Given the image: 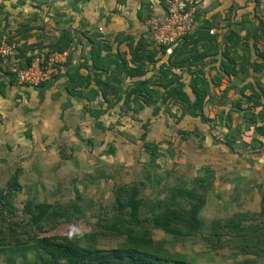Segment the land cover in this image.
<instances>
[{"label":"rangeland","instance_id":"obj_1","mask_svg":"<svg viewBox=\"0 0 264 264\" xmlns=\"http://www.w3.org/2000/svg\"><path fill=\"white\" fill-rule=\"evenodd\" d=\"M186 70L177 69L182 74L183 88L193 97L191 73ZM251 80L259 81L258 77ZM113 108L114 114L109 115ZM141 112L133 114L114 104L100 116L91 117L94 122L110 116L103 128L107 132L100 128L95 138L77 141V149L76 144L63 145L60 139L55 149L43 153L0 151V264H33V250L17 247L22 241L28 242L32 233L68 234L82 245L102 249L136 242L162 247L171 255L197 264H264V242L258 238L262 236L250 233L248 227L260 222L256 216L260 210L241 211L243 203L237 207L229 198L231 191L224 190V184L216 178L210 190L204 192L203 200L192 192L194 187L197 191L207 189L200 187L202 182L193 180L198 175V165L206 164L216 174L221 172L218 166L222 164L246 163L247 158L255 156L249 150L230 152L229 146L212 141L223 138L226 117L208 122L172 98L158 100L150 111ZM204 112L213 116L208 105ZM235 120L234 116L231 123L236 124ZM244 138L246 143L241 145L246 149L249 138ZM102 139L105 142L98 145ZM143 140L157 143L154 156L142 148ZM111 144L116 147L112 156L104 153ZM41 145L42 142L38 146ZM15 173L19 189L12 191L6 183ZM131 198L137 205L134 216L130 213ZM27 202L32 207L50 204L44 218L34 225L23 210ZM72 204L78 208L62 218L61 210H69ZM196 205L197 227L172 217L167 226L162 224L173 213L192 212ZM239 221L242 227L237 226ZM36 264L42 263L38 260ZM118 264L124 262L118 259Z\"/></svg>","mask_w":264,"mask_h":264},{"label":"crops","instance_id":"obj_2","mask_svg":"<svg viewBox=\"0 0 264 264\" xmlns=\"http://www.w3.org/2000/svg\"><path fill=\"white\" fill-rule=\"evenodd\" d=\"M187 1L195 8L196 24L193 30L207 21L213 32L209 33L210 36H203L198 43L199 51H205L204 61H197V64L186 68V72L191 73L198 68L205 72L209 85L213 88L215 101L220 96L219 90L228 88L220 101L221 104L224 103L221 109L229 107L230 101L236 100L239 96L238 90L247 82H252V63H249L246 69L249 76L245 75L243 79L229 78L220 66L221 58H225L222 52L226 44H230L227 39L232 35L230 33L232 30L237 33L235 37L240 38L246 37L250 32L248 38L252 43L253 33L255 31L261 33L259 31L264 24V13L254 10L257 0ZM143 8L149 10V14H154L163 8V3L162 0H0V39L5 37L6 41L15 48V54L7 58V63L23 66L26 61L32 59L42 60L53 51L51 49L61 44L68 53V59L60 67L58 74L52 80L36 86L16 83L0 65L1 152L43 153L45 150L55 149L60 139L63 145L76 144L75 149H77L80 147L77 141L83 142V138L92 139L100 135L102 129L94 125L93 118L91 119L92 116L84 105L92 107L102 102L101 98L96 96L87 100L83 95L79 97L71 93L67 86V74L79 63L84 62L80 72L90 73L92 77L89 87L98 89L100 85L93 79L96 69L90 58L93 44L100 42L103 47L101 54L107 58L112 57L117 46L118 51L128 59V42L131 40L135 42L141 36H148L145 25L147 16L144 15L146 12H143ZM259 40L264 41V34L259 36ZM105 45L109 46V49L104 48ZM229 49L232 54V49ZM237 51L242 52L240 45ZM157 57L160 59L155 65L148 64L147 75L156 72L158 65L165 58L160 54ZM110 70L108 69L107 72L109 73ZM253 74L254 78L258 77L259 81L264 83L262 76L264 67L260 71H254ZM104 77L105 74L102 73L101 78ZM129 80L131 77L125 78L124 86ZM216 80H220L219 85H214L213 82ZM184 89L187 91L186 88ZM109 98L111 99L112 96L110 95ZM120 103L121 100L117 106ZM221 104L215 103L212 105L214 107H210L211 115L213 111H218ZM152 107L153 105L145 107L141 113L150 111ZM111 111L109 115L114 114L115 108ZM235 115L236 113L233 112V117ZM88 118L92 120L91 123ZM108 118L110 116H107V120L100 119L104 128V123L106 121L109 123ZM106 132L105 129L104 133ZM208 134L214 136L210 132ZM244 137L245 133L242 132L240 134L242 141ZM260 139L262 143L259 147L256 146L253 151H249L255 156L247 158L246 163H234L233 166L230 163L222 164L218 166L221 172L216 174H213L206 164L198 165V182L205 180L208 192L209 187L214 184L213 179L216 178L224 184V190L231 191L229 198L237 203V207L240 206V202L243 203L240 207L241 211L261 209V193L264 190V138L260 137ZM102 141L105 142L102 139L98 145H102ZM200 141L205 142L204 138H200ZM212 141L227 146L225 141H221L218 137L213 138ZM41 142L43 145L39 147ZM238 149L242 153L247 150ZM230 152L234 151L230 149ZM217 163L221 162L217 161Z\"/></svg>","mask_w":264,"mask_h":264},{"label":"trees","instance_id":"obj_3","mask_svg":"<svg viewBox=\"0 0 264 264\" xmlns=\"http://www.w3.org/2000/svg\"><path fill=\"white\" fill-rule=\"evenodd\" d=\"M163 7L166 4V0H162ZM143 8L145 16H150L149 10ZM256 10V6L254 8ZM143 16V18H145ZM205 23V24H204ZM199 27L186 34L178 43L171 47V50L167 53V45H156L147 38L141 36L135 42L130 41L127 44L129 49V58L126 59L123 54L118 51L116 46L115 51L112 53L111 58L101 54L103 47L100 42L94 43L91 51L90 58L93 67L96 69L93 74L94 81L100 85L98 89L89 87L92 75L90 73H81L80 68L84 65V62L79 63L74 69L67 74V86L71 93L77 96H85L87 100H91L98 96L101 98L99 104L89 106L86 104L84 108L90 116L96 118L104 113L109 107L120 102L119 106L124 107L131 113H137L143 110L145 107L151 106L160 100L165 102L172 98L175 102L179 103L186 111H192L193 115H199L200 118L209 121H215L225 118L223 138L218 139L224 140L227 146L233 151L243 148L246 140L240 138L242 132L245 136H248L249 142L246 148L249 151H253L254 148L262 143L260 137L264 138V83L261 81L247 82L242 88H240L238 97L236 100L230 101V106L222 108L218 111H213V116H208L205 111V106L211 107L215 103L221 104V97H223L228 88L220 89V96L218 100H214L213 88L209 85V80L200 68L191 71L190 78V90L192 93L191 97L188 92L183 88L181 82V73L175 71V69H186L192 65L197 64L196 62L201 60L205 56V51H199L198 43L201 41L203 36H210V28L208 22L205 21ZM261 33L254 32L252 37V43L249 41L250 32L246 34V37L240 38L235 37L236 31L232 30L228 39L230 44L225 46L222 54L225 58H221L220 66L223 72L230 78H241L245 75H250L247 72L248 64L252 63V78L254 79V71H260L264 67L262 58H264L263 44L259 40V36L264 34V24L260 28ZM150 40V41H149ZM227 42V41H226ZM241 47V53L237 51ZM104 48L109 49V46L105 45ZM232 54H230V49ZM51 50L63 51L65 47L63 44ZM252 51L254 53H252ZM164 56V60L158 65V72H153V75H147L148 64L155 65L160 59L157 55ZM254 54V56H252ZM68 59V58H67ZM30 61V60H29ZM29 61H26L28 63ZM23 65V66H24ZM111 65L113 67L111 68ZM238 66V67H237ZM111 69L108 73L107 70ZM104 73L105 77L101 78V74ZM131 77V80L124 86L126 77ZM251 78V79H252ZM238 79H236L237 81ZM214 85H219L220 80H216ZM44 84V83H43ZM212 89V90H211ZM110 95L112 98L110 99ZM102 103H106L102 106ZM224 105V103H222ZM244 104V105H243ZM99 105V106H98ZM214 107V106H212ZM211 110V109H210ZM233 112L236 113L235 119L236 124L232 126ZM94 125L97 128L104 130V126L99 120L94 121ZM142 138V137H141ZM157 143L144 141L142 148L149 153V156H154L157 153ZM244 149V148H243ZM115 146L110 145L104 153L110 155L114 152ZM193 180L199 183L198 178L195 176ZM201 188H205L206 181L201 180ZM12 191L19 189L18 175L17 173L10 176L9 181L6 183ZM208 188V186H207ZM196 188H192L193 194L197 195L196 198L203 200L204 192L206 190H199L195 192ZM136 193L134 190L133 194ZM30 201V200H28ZM27 202L24 205V212L30 216V223L36 224L42 220L46 214V207H50V204L41 203L32 207ZM131 210V216H134L135 201L133 198L129 201ZM261 209H259L258 219L260 220L257 224H250V233L259 234L262 237H258L259 241L262 239L264 242V190L261 193L260 200ZM198 206H194L192 212L186 211L184 214L173 213L169 219H163L162 224L168 225L171 223V219L180 218L186 220L187 224L197 227L199 221L196 220V213ZM72 208V209H71ZM67 210L62 209L60 216L67 218L71 212L78 208L75 204L71 205ZM119 211H122L120 208ZM52 213H55L51 209ZM246 212V211H245ZM256 212L253 213L255 215ZM172 217V218H171ZM120 217H116L119 220ZM132 220L131 218L129 221ZM234 222L233 224L240 225ZM197 225V226H196ZM89 235V234H86ZM258 240V239H257ZM27 241H22L17 244L18 248H29L34 252L33 264L40 260L42 264H118V259H121L124 264H197L195 261L183 258L182 256L171 255L164 248L148 247L138 245L136 242L131 244H123L112 247L110 249H102L91 245L85 246L79 243L77 238L72 237L68 234H52V235H37L32 233ZM264 249V248H263ZM258 251H256L257 253ZM37 253H40L38 256ZM260 253V252H258ZM260 255V254H258Z\"/></svg>","mask_w":264,"mask_h":264},{"label":"built area","instance_id":"obj_4","mask_svg":"<svg viewBox=\"0 0 264 264\" xmlns=\"http://www.w3.org/2000/svg\"><path fill=\"white\" fill-rule=\"evenodd\" d=\"M256 11L264 13V0H257ZM196 24L195 8L187 0H166L165 6L145 19L148 38L153 44L167 45V53ZM213 32V29L209 30ZM15 48L3 37L0 39V65L18 84L36 86L52 80L67 60V50L50 51L42 60L32 59L26 65L7 63Z\"/></svg>","mask_w":264,"mask_h":264}]
</instances>
